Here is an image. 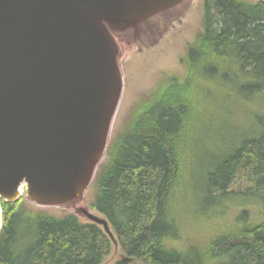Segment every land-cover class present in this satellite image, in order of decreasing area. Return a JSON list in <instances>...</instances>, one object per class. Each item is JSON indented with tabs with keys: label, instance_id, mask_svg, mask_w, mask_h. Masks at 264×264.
Returning a JSON list of instances; mask_svg holds the SVG:
<instances>
[{
	"label": "trees",
	"instance_id": "16d2710c",
	"mask_svg": "<svg viewBox=\"0 0 264 264\" xmlns=\"http://www.w3.org/2000/svg\"><path fill=\"white\" fill-rule=\"evenodd\" d=\"M201 2L184 73L135 105L88 193L112 264H264V0ZM2 207L0 264H105L114 250L74 213Z\"/></svg>",
	"mask_w": 264,
	"mask_h": 264
},
{
	"label": "water",
	"instance_id": "95a60500",
	"mask_svg": "<svg viewBox=\"0 0 264 264\" xmlns=\"http://www.w3.org/2000/svg\"><path fill=\"white\" fill-rule=\"evenodd\" d=\"M192 1L0 0V235L2 203L85 199L123 96L120 41L178 21ZM81 213L118 248L107 220Z\"/></svg>",
	"mask_w": 264,
	"mask_h": 264
},
{
	"label": "rangeland",
	"instance_id": "374dc122",
	"mask_svg": "<svg viewBox=\"0 0 264 264\" xmlns=\"http://www.w3.org/2000/svg\"><path fill=\"white\" fill-rule=\"evenodd\" d=\"M250 1L257 2L259 0ZM201 3V0H193L178 21L160 26L156 32L143 38L140 42L130 39L120 41L123 49L121 65L124 91L113 124L112 136L129 117L135 105L147 93L157 88L163 72L178 75L184 73L180 58L186 53L188 44L195 40L197 32L202 28L203 9ZM247 121L248 118L244 117L242 124L246 126ZM243 188L242 182L236 183L233 187L235 191H242ZM87 196L75 205L45 210L54 215H61L65 211L74 213L86 221L81 209L84 208L94 213L88 206ZM25 201L29 207L40 209L31 205L27 200ZM185 205L187 206V203L183 204V206ZM121 257L119 247L116 249L114 245V250L105 264L115 263Z\"/></svg>",
	"mask_w": 264,
	"mask_h": 264
}]
</instances>
